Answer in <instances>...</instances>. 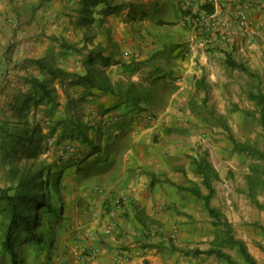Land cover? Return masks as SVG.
<instances>
[{"label":"crops","instance_id":"obj_1","mask_svg":"<svg viewBox=\"0 0 264 264\" xmlns=\"http://www.w3.org/2000/svg\"><path fill=\"white\" fill-rule=\"evenodd\" d=\"M80 1L0 0V112L5 116L18 115L19 110L14 106H20L23 96L31 91L32 78H52L51 70H63L68 77L53 81L60 109L69 99H80L85 106L84 119L100 123L106 130L107 135L102 139L104 147L109 138L112 147L116 142L117 148L124 129H130L129 125L136 129L146 111L132 110L124 95L103 94L97 87L82 84L78 79L87 73L88 58L92 57L97 65L102 58L109 59V65L103 68L113 85H124L123 92L126 85L156 79L170 81L180 75L185 82L180 91L184 90L190 78L197 79L198 66H205L207 73L218 66L238 70L227 63L226 52L232 51V47L246 66V61L264 58V0H217L213 4L216 26L230 33L235 43L231 44V49L221 46L209 50L197 46L196 32L181 24L190 5L204 0H115L119 5L133 1L135 8L118 7L107 15L101 8L100 14L97 12V19L101 21H92L91 25L78 22L77 25L75 19L82 21L80 16L83 15L72 7ZM241 8L248 16L249 25L245 27L240 26L237 19V11ZM146 13L151 19L143 25L140 18ZM160 32L169 34L170 42L158 41L155 36ZM140 33L145 35L144 44L139 41ZM139 50L148 53L137 57ZM199 71L203 75V70ZM63 85L67 87L66 97L61 91ZM176 95L171 97L172 100ZM146 104V101L141 102V108H146ZM171 105L166 109L169 113L174 111ZM45 108V105L39 106L37 119L41 120V111ZM117 119L120 121L113 127L104 126L107 120ZM43 132H46L45 128ZM148 144H152L149 139L132 140V145L143 151L157 153L156 160L171 170L165 160L174 161L176 145H182L171 143L170 148L162 149L157 144L154 151L148 149ZM107 151L108 162H112L116 156L114 149ZM133 153V146L127 149L119 172L108 181L107 188L120 195L97 194V200H109L108 204H97V200L96 204L94 201L92 204H70L49 236L50 246L29 256L26 264H228L216 254L205 253L221 238L204 204L197 205L198 197L182 188L195 186L185 185L188 182L185 169H173L164 177L165 181L158 182L157 176L153 179L149 175L148 165L154 166L155 157L138 162ZM143 155L146 156L145 152ZM195 168L192 165V170ZM198 187L202 194H208V190L204 193ZM88 191L87 186L85 192ZM115 196H125L127 201L116 219L106 213L110 199ZM85 200L90 202V198ZM113 223L117 226L107 234L106 226ZM153 224L164 227L167 233L175 228L176 241L152 234L149 228ZM241 239L246 242L255 264H264V252H255L246 237ZM121 250H125L127 259H122Z\"/></svg>","mask_w":264,"mask_h":264},{"label":"rangeland","instance_id":"obj_2","mask_svg":"<svg viewBox=\"0 0 264 264\" xmlns=\"http://www.w3.org/2000/svg\"><path fill=\"white\" fill-rule=\"evenodd\" d=\"M113 4H117L121 9L127 6L134 9L136 3L124 1L119 5L114 0L111 5ZM72 8L83 15L80 16V18H83L82 21L81 19H75L77 25L78 22L91 25L92 21H101V19H97V12L98 10L100 12L101 8L104 7L103 4H96L94 0H87L86 2L81 0ZM99 12L98 14H100ZM149 17L148 13L142 15L140 19L143 21V25L151 19ZM133 19L135 20V18ZM155 37L160 42H170L167 33L160 32ZM170 37L173 38V36ZM145 39V35L140 33L139 41L144 44ZM232 43H235L234 39ZM230 46H228L229 49L232 47ZM232 48V51H230L232 56L242 63L241 60H244L241 59V55L237 54L234 47ZM233 52L235 53L233 54ZM138 53L137 57H141V55L145 56L148 51L139 50ZM246 62L248 64V70L246 71L239 68H237L238 70L222 69L218 66L213 72L210 70V73H207L205 66H198L197 79L195 77L190 78L186 82L184 90L181 91L180 89L185 84L182 75L176 76L177 78L174 76L170 81L156 79L135 84L137 88L133 90L144 94V96L146 95L148 98L146 108H143L146 112L140 119L141 123L136 129L132 125H129L128 128L130 129H124L121 137L122 142L117 148L115 147L116 142H114V147H112L111 140L105 143V147H107L105 149L113 148V152L116 154L112 162L107 161L99 166L90 163L88 175L71 171V173L68 172L69 175L66 178L65 175L63 176L61 185H68V190L62 191V195L67 202V208L71 206L70 204H92V201L96 204L95 200L100 196L99 194L97 196L96 189L99 187L104 188L107 194L120 195L118 192L108 189L107 185L109 184L108 181H111L119 172L122 157L127 149L132 146L134 148L133 157L138 162L143 161V158L148 161L149 158L153 159L155 157L153 160L154 166L151 163L148 165L150 168L149 175L153 179L157 176L158 182L162 179L165 181L166 178L164 177L167 174L169 175V171L183 168L188 181L185 185H199L202 191L207 193V189L202 185V178L197 175L195 169L192 170L195 159L201 158L204 165L207 162L215 174L212 180L215 194L211 199V205L222 212L224 218L230 223L235 238L246 237L249 245L254 246L255 252L263 253L264 157L241 152L235 148V141L239 143L247 142L264 156V108L258 106L249 98L250 93L258 92L259 89L264 90V58ZM201 69L203 75L199 71ZM66 89V85L61 88L64 97H66ZM174 94L177 95L172 100L171 97ZM169 103H172L171 108L174 110L171 113L166 110L170 105ZM82 106V112L80 113L82 120L95 124L90 119H84L85 106L83 102ZM63 108L64 106L61 109ZM175 110L177 111L175 112ZM167 115H169V119H166ZM4 116L5 114L0 112V118ZM41 124H45V120H41ZM45 130L48 129L45 128ZM135 138L149 139L152 144L147 145L148 149L154 151L158 148L157 144L162 149L165 147L170 148L169 144L171 143L181 144L182 146L176 145L174 161L171 162V159L165 160L169 163L171 170H168L167 166L164 167L163 162L156 160L157 153L152 154L150 151H143L132 145V140ZM144 152L146 156L143 155ZM51 153V150L46 151L42 158L52 161L54 157L52 158ZM5 163L6 161L0 150V189L13 187L18 181V178L10 172L11 166ZM207 170L211 173L209 169ZM19 172L20 170L17 171V173ZM189 176L195 179L192 180L188 178ZM87 186L89 191L85 192ZM85 198H88V200L90 198V202L86 201ZM199 199L197 198V205L204 204L202 199ZM108 201L103 202V200L98 199L97 204H108ZM4 206L5 204L0 203V220L5 219V213L2 211ZM223 230L222 227L217 228L219 237L223 236ZM216 246L233 255L241 264H246L242 256L238 254L236 247L220 246L219 244ZM47 247L48 244L45 248ZM35 249L30 245L27 250L21 253V256L27 260L29 256L36 253ZM222 261L226 262L225 260Z\"/></svg>","mask_w":264,"mask_h":264},{"label":"trees","instance_id":"obj_3","mask_svg":"<svg viewBox=\"0 0 264 264\" xmlns=\"http://www.w3.org/2000/svg\"><path fill=\"white\" fill-rule=\"evenodd\" d=\"M94 1L96 4H103L106 14L119 7L117 4L111 5L114 0ZM201 11L213 14L214 5L204 4ZM226 55L227 63L231 67L248 70L247 66L238 62L231 52H226ZM94 62L92 57L88 58L87 73L83 76L75 74L79 76L78 80L87 87L99 88L103 94L120 97L124 95L132 110L143 111L140 105L141 102L148 101L147 96L135 92L133 90L137 88L135 84L126 85L124 92L122 89L124 85L120 83L113 85L103 68L109 65V59L102 58L98 65ZM50 77L52 78H32L30 80L32 86L29 88L31 91L23 96L24 100H21L20 106H14L15 110H19L18 115L15 113L12 117L6 115L0 118V150L5 164L11 166L10 172L18 178L17 184L13 187L0 189V203L5 204L2 208L5 219L0 220V264H26L21 253L27 250L28 246L36 248L35 254L46 249L47 244L49 247V236L53 234L56 224L63 219L67 208L62 191H65L68 185L62 186L61 179L66 178L71 171L88 175L90 163L99 166L109 159V151L105 149L107 147H104L102 140L105 134L107 135L106 130L100 123L93 124L82 120L80 114L83 108L82 101L69 99L64 108L60 109L59 96L53 81L56 78L65 80L68 73L54 69L51 70ZM249 98L264 108V90L259 89L258 92L250 93ZM40 105L46 106L45 110L41 111L43 112L41 120H45V124H41V120L37 119ZM111 121L107 120L104 126L112 127L120 120ZM43 128L48 130L43 132ZM235 148L241 152L264 157L258 149L251 147L247 142L235 141ZM50 150L53 160L42 158L43 154ZM194 164L208 194H202L198 186L182 188L202 199L205 209L214 219V226L224 229L223 236L215 242L216 245L236 247L246 264H255L246 243L233 236L230 223L222 212L210 203L215 194L212 185L215 174L210 165L207 162L204 165L201 158H196ZM197 252L200 253L199 250ZM205 253L216 254L228 264H241L231 254L217 246Z\"/></svg>","mask_w":264,"mask_h":264},{"label":"built area","instance_id":"obj_4","mask_svg":"<svg viewBox=\"0 0 264 264\" xmlns=\"http://www.w3.org/2000/svg\"><path fill=\"white\" fill-rule=\"evenodd\" d=\"M217 0H204L202 3L192 4L189 9H187L185 15L181 18V24L184 27H188L196 32L195 41L197 42V46L200 48L209 50L213 48H218L221 46L228 47L232 44L233 39L230 33L226 31L219 30L216 26V14H208L204 11H201V7L204 4H215ZM237 19L239 21L240 26L245 27L249 25L247 12L244 8H241L237 11ZM96 193L99 195L106 196L107 192L104 188H97ZM109 209L107 213L114 219H116L117 215H119L124 209L126 197L125 196H115L110 199ZM117 226L116 223L109 224L106 226L105 232L107 234L112 233V231ZM149 231L155 235H162L163 238L167 241H176V230L175 228L171 232H166L165 228L158 225L153 224L149 228ZM92 253L96 252V250H91ZM120 252V251H119ZM122 259H127L128 255L125 250H121Z\"/></svg>","mask_w":264,"mask_h":264}]
</instances>
